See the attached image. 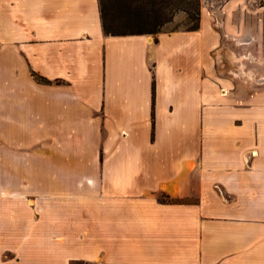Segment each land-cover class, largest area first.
<instances>
[{"label": "crops", "instance_id": "crops-1", "mask_svg": "<svg viewBox=\"0 0 264 264\" xmlns=\"http://www.w3.org/2000/svg\"><path fill=\"white\" fill-rule=\"evenodd\" d=\"M249 1L108 35L99 0H0V264H264Z\"/></svg>", "mask_w": 264, "mask_h": 264}, {"label": "trees", "instance_id": "trees-1", "mask_svg": "<svg viewBox=\"0 0 264 264\" xmlns=\"http://www.w3.org/2000/svg\"><path fill=\"white\" fill-rule=\"evenodd\" d=\"M100 1L103 30L106 34L159 33V26L170 20L177 11H185L192 22L186 29H197L201 19V0H119L121 12L107 9L106 0ZM40 82H49L46 77L34 73ZM164 201H174L166 195ZM185 199H180L182 201ZM79 262V261H76Z\"/></svg>", "mask_w": 264, "mask_h": 264}, {"label": "rangeland", "instance_id": "rangeland-1", "mask_svg": "<svg viewBox=\"0 0 264 264\" xmlns=\"http://www.w3.org/2000/svg\"><path fill=\"white\" fill-rule=\"evenodd\" d=\"M221 0H215V6H219ZM209 3V0H201V8L202 5ZM107 9L111 12H121L123 2L119 0H106ZM264 4V0H251L246 3L244 9L245 12L242 16H232L231 18L226 19V25L230 28L237 29L238 31H242L237 34V37H245V40L250 41V44L245 45H237L234 44L235 49L237 50L239 56V60L237 61L233 59L231 56L229 59L230 62H235L239 66L241 63L246 64L245 73L248 75L252 81L253 85L257 87L264 86V8H260L259 6ZM259 9H263L260 15L258 11ZM217 22V19L215 18ZM192 25L191 20L188 17V14L185 11H177L174 16L164 22L159 26V29L162 31H170L176 30L179 28H188ZM245 32V33H244ZM229 41V40H228ZM233 43V40H230ZM244 47V48H243ZM247 55V56H245ZM233 65V63H232ZM243 66H240V69ZM260 82H263L260 83ZM73 264H94L92 262H74Z\"/></svg>", "mask_w": 264, "mask_h": 264}]
</instances>
